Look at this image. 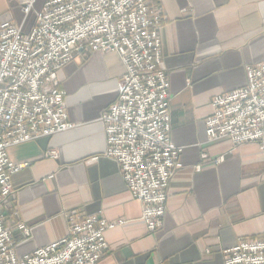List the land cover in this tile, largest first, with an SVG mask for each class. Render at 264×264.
Instances as JSON below:
<instances>
[{"label": "crops", "instance_id": "0c3cea01", "mask_svg": "<svg viewBox=\"0 0 264 264\" xmlns=\"http://www.w3.org/2000/svg\"><path fill=\"white\" fill-rule=\"evenodd\" d=\"M46 1L35 0L34 11ZM158 4L169 136L182 149L162 227L148 232L141 203L105 156L99 120L117 98L124 67L115 53L84 51L57 73L73 128L7 150L10 162L26 164L10 178L17 215L8 224L17 257L64 238L66 214L73 210L124 221L105 232L108 249L98 264H223L222 251L237 240L264 236V151L257 144L234 147L229 138L209 142L205 133L212 98L243 87L246 68L264 60V0ZM34 20V12L24 18L16 0H0V22L26 33ZM49 150L56 158L45 157Z\"/></svg>", "mask_w": 264, "mask_h": 264}, {"label": "built area", "instance_id": "2783aa9c", "mask_svg": "<svg viewBox=\"0 0 264 264\" xmlns=\"http://www.w3.org/2000/svg\"><path fill=\"white\" fill-rule=\"evenodd\" d=\"M16 2L24 18L34 12L35 20L26 33L0 22V264H98L108 249L105 232L124 221L109 222L75 210L66 214L64 238L16 256L8 224L17 215L11 211L10 178L26 164L10 162L7 150L72 129L58 71L84 51L115 53L124 73L115 102L99 120L105 156L119 166L125 187L141 203L148 232H157L182 152L169 136L159 0H47L40 11L33 9L35 0ZM210 106L205 120L209 142L229 138L234 147L257 144L264 151V60L246 68L243 87L213 97ZM45 157L56 158V152L49 150ZM14 225L29 236V229ZM221 255L223 264H264V236L239 239Z\"/></svg>", "mask_w": 264, "mask_h": 264}]
</instances>
